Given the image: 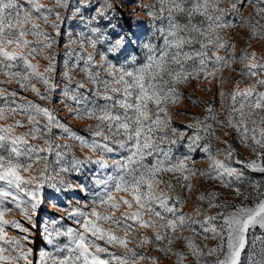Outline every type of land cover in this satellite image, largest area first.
Wrapping results in <instances>:
<instances>
[{
  "label": "snow or ice",
  "instance_id": "obj_1",
  "mask_svg": "<svg viewBox=\"0 0 264 264\" xmlns=\"http://www.w3.org/2000/svg\"><path fill=\"white\" fill-rule=\"evenodd\" d=\"M96 3L98 6L93 0H77L73 5L71 0H55L53 6H45L39 0H0V75L48 104L59 91L68 115L96 121L88 127L89 139L65 124L54 108L22 96L20 101L26 102H18L17 91L0 87V120L13 118L12 123L0 124V264H141L145 260L159 264L158 257L139 250L154 242L158 252L174 255L175 264H185V253L172 248L185 231L191 235L183 236L184 247L195 264H264V179L252 180L244 171L264 176V62L255 52L241 49L239 60L245 63L240 74L253 82L233 89L224 120H218L209 105L203 120L195 118L186 126L194 129L189 134L173 126L169 112V105L179 101V84L201 76L216 77L237 58L222 30L236 28L239 21L252 37L264 39V0H155L143 5L153 22L155 39L162 43L151 39L143 43V63L132 57L119 65L109 59V54L121 53L128 37L111 39L107 29L90 26L94 21L107 20L109 28L115 29L109 18L115 11L111 0ZM246 3L251 4L252 12L241 16ZM88 7H95V13L86 22L87 31L77 33L78 40L68 35L69 45L78 43L80 49L90 47L92 51L68 47L59 73L65 81L61 88L52 49L59 43L63 22L77 15L84 20L82 9ZM60 8H71L72 16L61 13L57 10ZM53 16L55 19H50ZM43 25L50 26L52 32ZM98 44H107V50L100 53L103 72L98 70L94 56ZM220 50L232 59L220 55ZM37 57L47 61L43 71ZM75 71L82 72L91 87L74 80ZM33 80L43 84V91ZM17 115L24 116L27 125L15 119ZM216 125L225 136L229 135L227 130H234L254 158L247 162L234 159L235 149L227 141H223L226 148L215 149L214 154L211 139H220ZM26 126L27 131L17 134V128ZM54 130L60 132L55 139ZM68 139L93 155L81 159L72 154L69 159L73 146ZM185 140L187 143H183ZM181 144L187 154L175 156L173 149ZM197 151L207 157L204 169L190 164ZM221 155L223 159L218 158ZM93 166L95 172L89 183L73 184L66 179L73 172L82 175ZM197 173L218 181L243 200L230 205L217 202L219 194L215 191L201 192L197 199L206 201L209 208L229 210L208 215L197 206L185 213V200L176 194L172 180L178 181L180 189L190 191ZM166 175L168 179H164ZM245 183L251 193L242 190ZM77 188L88 198L82 203L77 200L75 206L71 201L67 207L59 206L65 215L42 230L51 250L42 248L38 261L29 259L33 248L28 243L32 229L38 227L45 190L55 194L50 197L55 207L60 194ZM14 209L31 227L18 219L4 218ZM65 218L78 227H58ZM7 227L24 235H9ZM140 229L151 235L142 234ZM197 236L217 243L205 252L196 243ZM60 238H64L63 243Z\"/></svg>",
  "mask_w": 264,
  "mask_h": 264
},
{
  "label": "rangeland",
  "instance_id": "obj_2",
  "mask_svg": "<svg viewBox=\"0 0 264 264\" xmlns=\"http://www.w3.org/2000/svg\"><path fill=\"white\" fill-rule=\"evenodd\" d=\"M40 3H42L45 6H53L55 0H39ZM113 7L115 9L114 12L109 13V18L111 20V24L115 26V29H111L108 26V21L105 20L103 22L101 21H94L90 26L91 27H100L102 30L107 29L108 34L110 35L111 39L117 38V35H126L128 37V45L126 48L123 49L121 53L117 54H109V59L113 61L114 64H122L127 60H130L133 57V54L130 53V45H132L133 42H137V30L139 29V25L143 22L144 18L147 17V9L143 7V5L150 4V0H111ZM71 3L75 5L77 3V0H71ZM93 3L98 6L96 3V0H93ZM224 7H227V4L223 5ZM120 9L122 10L123 14L125 15L126 20L128 21V26H125L124 24H119L116 20V15L120 13ZM61 13L72 16V9L69 8L67 11L60 8L57 9ZM83 16L84 20L81 19V16L77 15L73 17L71 20H65L63 24L61 25V35L58 38L59 43L57 45L53 46L52 51L56 53V61H57V67H58V73H57V83L60 85V87H63V83H65L64 78L59 74L63 70L64 66V60H65V52L67 51L68 47L76 48L77 51H92V49L89 47L87 49H80L79 44H71L69 45V33H71V38L74 40H78L79 37L77 36V33L81 31H87L86 22L87 20L94 15L95 13V7H88L87 10H83ZM252 12V6L251 4H245L241 11V16H247L249 13ZM254 15V13H253ZM50 19H55V17H50ZM47 31L52 32V29L48 25H43ZM131 26V27H129ZM126 27V28H125ZM221 35L225 40H230L232 43L231 51H235L237 54V58L233 61L231 66H225L223 67L216 77H208L205 79L203 76H201L199 79H190L187 83H181L177 87L178 91L180 93L179 101L175 104L169 105V112L171 114L172 120L178 122L180 125H176L179 130L190 132L189 129L186 127L190 123L195 122V118H200L203 120L204 117L200 116V113H203L205 110L201 104V101L203 99L198 98L195 96L194 91L199 92L204 97H211L213 94H217L219 97V104L218 107L220 108V111L217 112V119L218 120H224L227 116V105L230 104V100L228 99L230 93L233 91V89L239 87L244 88L245 86L251 84L253 81L248 79L245 76H242L240 74V70L243 69L244 63L239 60V56L241 55V49H245L248 53L255 52L256 57L258 59H261L262 62H264V39H258L251 36L250 32L246 27H242L237 21V26L234 29H224L221 32ZM31 38V37H30ZM107 50V44H98L97 48L95 50L94 56L97 61V65L99 66L100 70L104 71V65H101L99 63L100 61V53ZM220 55L227 56L229 59H232L231 56H229L228 52H225L224 50H220ZM37 61H39L40 64V71H43V68L47 65V61L42 59L41 57L36 58ZM35 62V61H34ZM81 66H83L81 64ZM131 66V65H130ZM71 68V65H69ZM106 75V73H105ZM74 80H81L85 83L87 87H91L90 84H88L87 80L84 77V74L79 71L74 72ZM0 81H4L3 85H0V87H4L5 89L11 91L14 90L13 87L19 89L18 93V102H22L19 100V98L26 97L27 99H31L38 101L41 105H45L51 108H54L57 113L59 114V118L68 126L73 128L75 131H77L80 135L86 136L89 139H91V136L88 132L89 125H95L96 121L90 120V119H77L71 115H68V110L64 107H62L61 100L63 99L60 95V92L57 91L53 94L54 100H52L51 104H48L46 101H40L34 93L29 91H23L19 88V86L15 83H9L7 78L3 75H0ZM32 83L36 84L38 88L43 91V84L39 83L35 80L32 81ZM6 85H9L10 87L7 88ZM264 90V89H261ZM223 92L224 96L222 97L220 93ZM194 100L197 101L194 103ZM2 103V101H0ZM70 103V102H69ZM73 108L75 107L74 104L71 105ZM15 119H20L24 121L25 125H27L26 118L22 115H17ZM13 118L8 117L7 119L0 120V124H8L12 123ZM28 128H17L16 132L19 134L20 132L27 131ZM216 135L220 137L219 140L212 138L211 144L213 146L214 154L215 149H225L226 145L223 143V141H227L228 144L232 146L233 149H235L236 156L235 158H238L241 161L247 162L251 159H253V155L250 148L245 147L240 143V140L236 137L234 130H227L229 132V135L225 136L223 134L224 130L221 128L220 125L216 126ZM60 136L59 130H54V139L56 137ZM33 143H40L42 144V141L40 140H34ZM58 143H63L64 140H57ZM67 143L72 144L73 149L72 152L69 153V159L71 158L72 154H75L78 158L83 159L85 155H93L91 152H89L86 148H80L78 142H75L73 140L68 139ZM187 143V141H186ZM240 157V158H239ZM95 158V157H93ZM218 158L223 159V156H219ZM191 166L196 169H202L204 166L207 167V157H200L195 160L191 161ZM194 164V165H193ZM95 172L94 166L91 167L90 171H85L82 175H77L75 172L69 174L66 176V179L73 184L77 183H89L91 180L92 174ZM250 179L252 180H261L264 179V176L261 174H254L251 172L245 173ZM27 175V174H25ZM169 176H165V179H168ZM173 184L177 186V195L181 196L185 200V204L183 207V211L185 213L192 212L195 207L199 206L202 211L205 214L213 215L216 212L222 211V210H229V209H219V208H209L206 201L201 202L197 199L199 194L201 192H212L215 191L219 195L217 197V202L220 201H231L230 205H235L241 203L243 200V197H236L235 194L232 192V190L228 188H224L220 185L218 181H212L207 180L204 177L200 176L199 173L192 177V184L194 187L190 191H185L183 189H180L178 187V181L175 179L172 180ZM242 190L251 193L252 189L245 183L241 185ZM46 201L43 205L42 209L40 210L39 216H38V227L36 229H32L30 240L31 243H28V247L33 248V255L29 257V259H32L34 261H38L39 259V251L44 248L46 250H51V247L47 245L46 241L43 238L42 230L45 225H48L51 227V221L53 219H58L61 216H64L65 213L59 211V206L67 207L68 202L71 201L73 206H75L76 201L80 200L82 203L84 199L88 198L86 197V194L77 188L74 192L68 191L66 193H62L59 196V205L53 206L52 200L50 199L51 196L55 195L52 190L46 189ZM248 203H251V201H247ZM9 207H12V205H8ZM5 219H18L21 222L24 223L26 227H31L29 222L20 214L18 210H13L11 212H8L5 214ZM200 219H203V216L200 217ZM58 227L67 228V227H78L73 220H69L65 218L62 220V222L57 225ZM108 225H105L107 227ZM8 231L9 235H15V236H21L24 235L23 233H20L19 230L12 229L11 227H7L6 229ZM142 234L145 235H151L150 231L140 229ZM259 231V229H257ZM119 235H123V231H118ZM191 235L190 232L185 231L181 239L178 241H175L172 245V248L174 251H180L184 249L185 251V264H195L194 258L188 253V250L184 247V241L183 236ZM196 243L200 245L201 248L204 249V251H207V248L214 247L217 243L216 240L213 239H204L203 236H197ZM60 242H64V238H60ZM103 243V242H101ZM133 245H135V241H133ZM111 250L113 251H119L123 252L122 249L118 248L117 246H110ZM140 251H147L150 256L158 257L159 264H175L176 257L174 255H165L164 253H160L157 251L155 242L153 246H144L143 248L139 249ZM189 254V255H187ZM209 260L213 259L212 257H208ZM141 264H151L150 261L145 260L142 261Z\"/></svg>",
  "mask_w": 264,
  "mask_h": 264
},
{
  "label": "trees",
  "instance_id": "obj_3",
  "mask_svg": "<svg viewBox=\"0 0 264 264\" xmlns=\"http://www.w3.org/2000/svg\"><path fill=\"white\" fill-rule=\"evenodd\" d=\"M150 2H151L150 4L155 3V0H150ZM181 19H183V18H181ZM116 20H117V22H118L120 25H121V24H124L125 26H128V21L126 20L125 15L123 14V12H122L121 9H120V13H118V14L116 15ZM152 23H153L152 20H151L148 16L145 17L144 20H143V22L141 23V25H139V29L137 30V37H136V38H137V42H136V43L133 42L132 45H130V49H129V51H130V53L133 54V57H135L137 63H143V61H144L145 50H144L143 47H142L143 43H145L146 41H149L150 39H151L153 42L157 43V44L162 43V41L155 39V36H154V34H153V30H152ZM129 27H131V26H129ZM125 28H126V27H125ZM97 67H98V70H100V68H99L98 65H97ZM100 71H101V70H100ZM101 72H102V71H101ZM5 86H6L7 88L10 87L9 85H6V84H5ZM86 87H87V86H86ZM89 87H90V86H89ZM13 88H14L15 91L19 92V91H18L19 89L15 88V87H13ZM177 88H179V87H177ZM193 94H195L196 97L203 99V100L201 101V104H202L204 110H205L209 105H212V107L214 108V111H215V114H216V115H217V112L220 111V108L218 107V104H219V97H218L217 94H213L211 97H204V96H202V95H201L199 92H197V91H194ZM17 99H18V97H17ZM19 100H20V99H19ZM52 100H54V97H53ZM36 101H38V100L36 99ZM22 102H26V101H22ZM101 102H102V101H101ZM205 115H207L206 111H204L203 113H200V116H201V117H204ZM172 121H173V126H174V127H175L176 125H178V126L180 125L178 122H176V121H174V120H172ZM216 126H217V125H216ZM176 128H177V127H176ZM189 131H190V132H189V134H190L192 131H194V129H189ZM183 143H186V140H185ZM173 151H174V155H175V156H181V155L187 154V150H186V148L183 147V144L176 146V147L173 149ZM192 155H193V160H195V159H197V158H200V157H205V156H206L204 153L199 152V151L193 153ZM236 155H237V154H236ZM239 158H240V157H239ZM190 164H191V162H190ZM191 165H192V164H191ZM193 165H194V164H193ZM233 166H235V167H241V165H236V164H234ZM204 168H206V166H204L202 169H204ZM244 171H245V173L251 172L250 170H247V169H244ZM251 173H253V172H251ZM254 174H259V173H254ZM164 179H165V177H164ZM177 191H178V190H177ZM178 195H179V194H178ZM227 202H228L229 204L231 203V201H227ZM180 251H182V252L185 253L184 249H182V250H180ZM187 255H189V254H187ZM207 259H208V258H207Z\"/></svg>",
  "mask_w": 264,
  "mask_h": 264
}]
</instances>
